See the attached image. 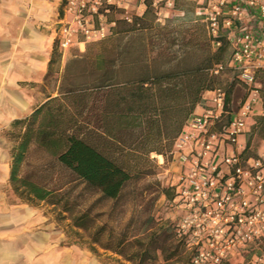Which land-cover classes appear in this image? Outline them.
<instances>
[{
    "label": "trees",
    "instance_id": "1",
    "mask_svg": "<svg viewBox=\"0 0 264 264\" xmlns=\"http://www.w3.org/2000/svg\"><path fill=\"white\" fill-rule=\"evenodd\" d=\"M150 11L147 7L131 22L118 19L113 33L103 39L111 42V46L106 47L107 42H104L95 55L94 68L99 72L95 81L70 85L59 96L48 97L29 116L10 123L7 134L15 142L9 150V182L19 197L55 203L54 189L20 174L32 142L55 156L79 183L108 199L117 198L131 176L112 149L124 143L120 140L123 132L139 133L140 139L132 149L162 155V150L167 148L173 153L178 134L203 103L204 92L217 87L218 74L211 73L210 69L224 63L228 44L223 39L214 49L202 21L171 28L162 25L155 27L161 36L158 45L164 43L161 51L149 57L142 43V50L132 58L131 34L152 26L146 21ZM175 44L177 49L172 48ZM114 46L119 47L116 56L110 54ZM191 50L200 54L193 61L188 59ZM53 55L54 49L50 62ZM151 63L155 67H151ZM119 70L124 71L122 76L117 75ZM224 91L227 108L229 90ZM111 96L113 100H109ZM90 98L92 103L87 105ZM166 191L171 201L176 184ZM62 210L71 214L73 226L86 232L93 228L88 243L92 251H96L94 244H99L121 252L119 245L111 247L100 241L104 227L95 225L89 210L72 213L66 201ZM173 234L175 236L174 227Z\"/></svg>",
    "mask_w": 264,
    "mask_h": 264
},
{
    "label": "built area",
    "instance_id": "2",
    "mask_svg": "<svg viewBox=\"0 0 264 264\" xmlns=\"http://www.w3.org/2000/svg\"><path fill=\"white\" fill-rule=\"evenodd\" d=\"M177 1L63 0L54 40L62 52L83 50L110 35L119 18L131 22L149 7L161 21ZM181 1L193 3L214 49L223 39L230 47L227 60L210 72L235 71L247 95L230 111L221 86L205 91L201 110L178 134L172 153L178 169L171 204L180 212L175 236L190 247L189 264H221L241 254L245 264H264V154H245L246 141L239 140L260 100L264 0Z\"/></svg>",
    "mask_w": 264,
    "mask_h": 264
},
{
    "label": "rangeland",
    "instance_id": "3",
    "mask_svg": "<svg viewBox=\"0 0 264 264\" xmlns=\"http://www.w3.org/2000/svg\"><path fill=\"white\" fill-rule=\"evenodd\" d=\"M193 11V3L179 0L176 2L175 9L169 11L164 20L158 21L151 9L146 16V21L152 26L147 30L131 34L132 58H135L142 50V43L149 57H155L164 46V43L161 46L158 45L161 36L157 34L155 27L167 25L171 28L201 21L193 14ZM104 42L107 41L89 42L83 50L71 46L62 52L53 40L54 55L41 82L37 85L39 96L33 104L32 111L43 103L45 98L59 96L70 85H84L95 81L99 74L94 68L95 55L103 48ZM105 45L109 47L111 42L108 41ZM116 48L114 46L110 52L112 56H116L119 47ZM172 48L177 49L178 45L175 44ZM229 53L230 47H227L224 52V61L227 60ZM199 55L197 51L191 50L188 59L193 61ZM151 67L155 65L151 63ZM123 73V70L117 71L119 76ZM256 81L261 83L262 109L258 106L249 119V131L245 135V154L247 155L259 153V146L264 145V116H262L264 115V72H257ZM215 84L229 90L227 109L230 111L236 110L247 95L246 85L230 68L217 75ZM113 98L111 96L109 100ZM91 103L92 98L88 100L87 105ZM92 110L95 111L93 108ZM195 111H198L197 108ZM30 113L21 118L29 116ZM9 127L10 125L2 130L8 151L15 142L7 134ZM137 139H140L139 133L123 132L120 140L124 143H121V146L112 147L116 151L115 156L118 161L126 166V170L131 175L115 199L104 198L98 192L79 183L70 170L61 165L55 156L32 142L25 154L20 174L44 187L54 189L56 195L53 197L55 203L51 200L27 203L32 204L37 210L36 213L40 219L39 230H51L56 244L75 242L76 247H73V251L82 253L83 260L89 263L189 264L190 247L185 242L178 241L173 234V226L180 212L171 204L166 191L167 187L176 183L178 164L173 161V154L167 148L162 150V157H157L158 153L154 151L148 153L144 150L132 149V147L135 148ZM7 196L15 198L18 195L11 187V192L9 189ZM65 201L71 207L72 213L89 210L94 216L95 225L104 227L100 241L111 247L119 245L121 252L117 253L99 244H94L96 252L85 247V243L90 241L89 233L93 228L86 232L73 226L71 214L62 210ZM230 259L224 260L221 264H245L246 260L242 254L235 256V259Z\"/></svg>",
    "mask_w": 264,
    "mask_h": 264
},
{
    "label": "crops",
    "instance_id": "4",
    "mask_svg": "<svg viewBox=\"0 0 264 264\" xmlns=\"http://www.w3.org/2000/svg\"><path fill=\"white\" fill-rule=\"evenodd\" d=\"M62 4L63 0H0V264H93L73 251L75 242L56 244L51 230L38 229L37 210L27 203L37 201L7 196L10 152L2 130L33 109L37 85L49 67ZM261 104L260 97L256 109H262ZM239 140L246 141L245 136ZM258 151L264 154V145ZM85 247L92 251L88 243Z\"/></svg>",
    "mask_w": 264,
    "mask_h": 264
}]
</instances>
